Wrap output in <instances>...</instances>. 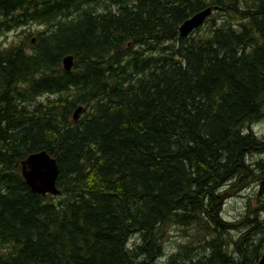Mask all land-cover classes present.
Masks as SVG:
<instances>
[{
	"label": "trees",
	"instance_id": "obj_1",
	"mask_svg": "<svg viewBox=\"0 0 264 264\" xmlns=\"http://www.w3.org/2000/svg\"><path fill=\"white\" fill-rule=\"evenodd\" d=\"M22 28L0 46V264H260L264 0H0V35ZM42 150L54 196L21 173ZM173 226L198 245L166 254Z\"/></svg>",
	"mask_w": 264,
	"mask_h": 264
},
{
	"label": "water",
	"instance_id": "obj_2",
	"mask_svg": "<svg viewBox=\"0 0 264 264\" xmlns=\"http://www.w3.org/2000/svg\"><path fill=\"white\" fill-rule=\"evenodd\" d=\"M212 13L211 7H206L201 11L194 13L187 18L179 26V34L181 36L188 35L192 30L203 24L204 20ZM73 64V57L71 55L65 56L62 60L63 68L69 71ZM81 112V107H78L73 114L74 120ZM58 169L54 158H52L44 150L31 153L22 162V175L30 187L32 192L45 195L50 193L57 195L59 193L56 187V177ZM264 258V255L263 257ZM263 261L260 260V264Z\"/></svg>",
	"mask_w": 264,
	"mask_h": 264
},
{
	"label": "rangeland",
	"instance_id": "obj_3",
	"mask_svg": "<svg viewBox=\"0 0 264 264\" xmlns=\"http://www.w3.org/2000/svg\"><path fill=\"white\" fill-rule=\"evenodd\" d=\"M33 25L31 26L32 29L30 30H35L37 28L36 26H33ZM21 36H23V32H21L18 29L12 30L6 34H1L0 35V46H1V42L4 43L3 45H8L13 39H15L16 42H18ZM33 37L35 38L36 36L33 34ZM254 130L258 134H264V120L255 124ZM248 196H249V193L245 191V192L238 193V195L234 197H228L224 199V216L229 220L238 219L242 215L243 210L246 207L245 205L247 203ZM191 234H193L192 229H183L177 226L168 228L165 234L167 238L164 240V247H165L166 254L171 253L172 251L171 248H175V247L177 248L181 245L182 246H192V247L197 246L198 243L193 242L192 237L190 236Z\"/></svg>",
	"mask_w": 264,
	"mask_h": 264
},
{
	"label": "bare ground",
	"instance_id": "obj_4",
	"mask_svg": "<svg viewBox=\"0 0 264 264\" xmlns=\"http://www.w3.org/2000/svg\"><path fill=\"white\" fill-rule=\"evenodd\" d=\"M207 7H208V6H207ZM199 11H200V10H199ZM185 20H186V19H185ZM32 22H33V21H32ZM28 24H29V23H28ZM203 25H204V24H203ZM45 29H46V28H45ZM46 30H47V29H46ZM28 33H29V32H28ZM33 33H34V32H33ZM33 33H32V34H33ZM191 33H192V32H191ZM32 34H31V35H32ZM26 36H27V34H26ZM23 39H24V38H23ZM25 39H26V38H25ZM25 41H26V40H25ZM30 42H31V41H30ZM30 42H29V43H30ZM34 42H35V41H34ZM3 44H4V43L1 42V47L4 46ZM27 44H28V43H27ZM63 58H64V57H63ZM73 119H74V118H73ZM21 173H22V166H21ZM22 176H23V175H22ZM23 178H24V177H23ZM56 178H57V177H56ZM24 180H25V179H24ZM25 182H26V181H25ZM46 194H50V193H46ZM50 195H53V194H50ZM53 196H54V195H53ZM262 261H263V259H262ZM262 264H263V263H262Z\"/></svg>",
	"mask_w": 264,
	"mask_h": 264
}]
</instances>
